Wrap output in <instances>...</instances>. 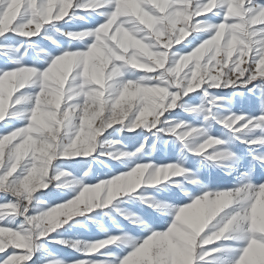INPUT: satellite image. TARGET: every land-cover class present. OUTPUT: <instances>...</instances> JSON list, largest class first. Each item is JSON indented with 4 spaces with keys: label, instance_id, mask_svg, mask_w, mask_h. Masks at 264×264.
<instances>
[{
    "label": "snow or ice",
    "instance_id": "1",
    "mask_svg": "<svg viewBox=\"0 0 264 264\" xmlns=\"http://www.w3.org/2000/svg\"><path fill=\"white\" fill-rule=\"evenodd\" d=\"M0 264H264V0H0Z\"/></svg>",
    "mask_w": 264,
    "mask_h": 264
},
{
    "label": "rangeland",
    "instance_id": "2",
    "mask_svg": "<svg viewBox=\"0 0 264 264\" xmlns=\"http://www.w3.org/2000/svg\"><path fill=\"white\" fill-rule=\"evenodd\" d=\"M80 23L82 22L80 21L75 22V24L77 25ZM74 26L75 25L70 24V25H65L64 27L70 28ZM49 35H51L53 39L59 41L63 45H66L68 42L66 37L60 34H57L53 29L49 30ZM38 44L40 45V47L47 48V49H52L55 47L54 45L51 44L49 40H46L43 38L39 39ZM32 53L33 55L37 54L35 49L32 50ZM224 91H227V90H224ZM195 102H198V101H195ZM242 106L245 108V110H248L247 101H241L240 98H237V102L234 105V107L239 109ZM109 132H111V137L109 138L121 139L128 146L129 150H132L136 146L132 138L137 135V132H139V130H137V132H131V133L130 132L120 133L119 131L115 129H110ZM105 136H107V133L105 134ZM242 149H243V146L237 144L234 150L242 151ZM174 157H175V151L173 149L172 144L169 143L166 147L163 144H159L158 150L155 152L153 159L160 162V161H166L167 159H171ZM101 161H103V163H101ZM57 163H59L60 167L71 170L76 176H79L81 172L89 166V164H91L94 170L100 173H104V174H107L109 171V169L105 167L106 164L112 165V166L116 165L115 161H112L110 158H106V157H99L97 160H92V158L90 157L89 158H79L75 161H63V162H57ZM189 166L195 167L196 166L195 161L189 159ZM209 173L213 177L221 178L224 182H227V183L231 182V177H226L225 174L220 169H201L202 177L207 178ZM50 188L52 189L53 193H55L58 196L67 198V196L71 195L70 190H65V192L67 193V195H65V193L60 192L59 189L52 188L51 185H50ZM44 192L45 194L42 196V198L50 199L49 196L47 195L48 190H44ZM38 195L40 194L38 193ZM50 202H58V201H50ZM122 206L127 207V208H132L133 210H136V211L141 210V206L139 204L126 203ZM113 216H115L117 219L119 218L118 214L113 213ZM76 219H79L81 223L74 225L70 231L65 232L64 233L65 236L79 235L85 239H95L103 235V232L99 225H104L105 227L112 225V217L104 216L102 213L100 216L96 217V220L99 221V224H97L93 220L87 219L86 216L77 217ZM50 247L53 248V250L59 252L60 255H63L69 258L76 255L70 249L62 248L59 245H50Z\"/></svg>",
    "mask_w": 264,
    "mask_h": 264
},
{
    "label": "clouds",
    "instance_id": "3",
    "mask_svg": "<svg viewBox=\"0 0 264 264\" xmlns=\"http://www.w3.org/2000/svg\"><path fill=\"white\" fill-rule=\"evenodd\" d=\"M99 195V192L98 191H95V192H92V193H89V198L93 197V196H97Z\"/></svg>",
    "mask_w": 264,
    "mask_h": 264
}]
</instances>
